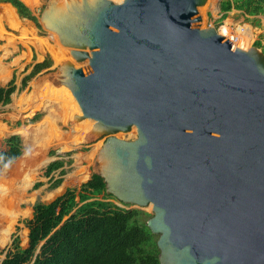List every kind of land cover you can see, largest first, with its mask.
<instances>
[{
  "label": "water",
  "instance_id": "1",
  "mask_svg": "<svg viewBox=\"0 0 264 264\" xmlns=\"http://www.w3.org/2000/svg\"><path fill=\"white\" fill-rule=\"evenodd\" d=\"M206 2L49 0L39 23L71 58L34 84L81 142L107 136L94 173L151 209L159 264H264V52L203 27Z\"/></svg>",
  "mask_w": 264,
  "mask_h": 264
},
{
  "label": "rangeland",
  "instance_id": "2",
  "mask_svg": "<svg viewBox=\"0 0 264 264\" xmlns=\"http://www.w3.org/2000/svg\"><path fill=\"white\" fill-rule=\"evenodd\" d=\"M23 1L39 22L40 14L49 0ZM220 1L207 0L198 8L203 18L202 26L222 24L230 27L237 37L242 36L244 31V36L250 37L244 38L248 47L257 39H261L264 46V15L248 16L232 9L224 19H220ZM0 7V85H5L15 76L17 86L11 101L0 105V150L6 148L5 139L12 134H18L22 144L21 155L0 172V195H3L0 196L1 264L12 235L19 236L22 247L27 246L28 229L23 220L31 217L32 205L38 201L50 202L63 194L66 188L78 187L87 181L95 172L92 162L107 136L100 134L89 142H81L86 134L71 125L68 101L60 96L50 97V87L45 83L36 89V77L55 72L66 59L71 58L59 40L52 36L55 33L41 23L38 28L31 20L18 17L12 8L4 9L6 4ZM46 56L52 59L51 67L33 76L25 88H19L21 78L31 70L33 64L41 62ZM36 114L38 117L31 120ZM37 128L40 134L35 132ZM116 136L133 139L136 132L131 129ZM54 160H63V167L44 176L45 167ZM62 169L64 172L61 175ZM58 177L62 178L61 183L52 187V181ZM37 183L41 185L36 186ZM107 200L120 207L139 208L130 204L122 206L114 196H108ZM140 209L151 213L149 207Z\"/></svg>",
  "mask_w": 264,
  "mask_h": 264
},
{
  "label": "trees",
  "instance_id": "3",
  "mask_svg": "<svg viewBox=\"0 0 264 264\" xmlns=\"http://www.w3.org/2000/svg\"><path fill=\"white\" fill-rule=\"evenodd\" d=\"M0 2L10 3L20 18L31 20L40 28L38 17L22 0ZM219 9L220 19L232 9L248 16L264 15V0H221ZM241 34L244 36V31ZM253 45L264 52L261 39L255 40ZM51 65L49 56L33 64L22 77L19 88H25L33 76ZM15 89V76L0 85V105L10 102ZM37 117L38 114L31 120ZM5 145L6 148L0 150V172L22 153L18 134L6 137ZM63 165V160L50 162L43 171L44 176ZM63 172L62 169L60 174ZM61 181L58 177L51 186L56 187ZM39 185L41 183L36 184ZM108 196L112 195L106 194L102 177L92 173L80 186L66 188L52 201L35 202L31 217L23 220L28 229L27 246L22 247L19 236L12 235L1 264H159L157 236L146 225L151 213L140 208L120 207L107 200Z\"/></svg>",
  "mask_w": 264,
  "mask_h": 264
},
{
  "label": "crops",
  "instance_id": "4",
  "mask_svg": "<svg viewBox=\"0 0 264 264\" xmlns=\"http://www.w3.org/2000/svg\"><path fill=\"white\" fill-rule=\"evenodd\" d=\"M22 1H23V0H22ZM23 2H24V1H23ZM24 3H25V2H24ZM3 4H6V6H7V7L4 8V9L9 10V9L12 8V9L15 10V8H14L10 3L0 2V5H3ZM25 4H26V3H25ZM26 5H27V4H26ZM27 6H28V5H27ZM28 7H29V6H28ZM29 8H30V7H29ZM0 9H1V7H0ZM15 13H16V10H15ZM16 14H17V13H16ZM17 16H18V15H17ZM5 17H6V16H5ZM18 17H19V16H18ZM6 18H7V17H6ZM26 74H27V73H26ZM11 78H12V77H11ZM21 79H22V78H21ZM6 84H7V83H6ZM20 85H21V82H20ZM16 89H17V86H16ZM16 89H15V90H16ZM14 92H15V91H14ZM14 92H13V93H14ZM13 93H12V94H13ZM12 94H11V96H12ZM10 101H11V100H10ZM5 105H6V104H5ZM31 213H32V212H31ZM27 234H28V233H27Z\"/></svg>",
  "mask_w": 264,
  "mask_h": 264
},
{
  "label": "bare ground",
  "instance_id": "5",
  "mask_svg": "<svg viewBox=\"0 0 264 264\" xmlns=\"http://www.w3.org/2000/svg\"><path fill=\"white\" fill-rule=\"evenodd\" d=\"M12 15H13V14H12ZM52 36L55 37L56 40H58V39H57V38H58L57 35L53 34ZM243 37H244V36H243ZM244 38H245V37H244ZM245 39H246V38H245ZM247 43H248V42H247ZM38 128H39V127H38ZM38 128L36 129L35 132H36L37 134H40V133L38 132ZM41 129H44V128H41ZM39 130H40V129H39ZM79 135H80V134H79ZM78 137H79V136H78ZM65 140H66V139H65ZM25 188H26V187H25ZM25 188H23V190H25ZM14 192H15V191H14ZM0 196H3V195H0Z\"/></svg>",
  "mask_w": 264,
  "mask_h": 264
},
{
  "label": "built area",
  "instance_id": "6",
  "mask_svg": "<svg viewBox=\"0 0 264 264\" xmlns=\"http://www.w3.org/2000/svg\"><path fill=\"white\" fill-rule=\"evenodd\" d=\"M122 206H125V205H122ZM126 208V207H125Z\"/></svg>",
  "mask_w": 264,
  "mask_h": 264
}]
</instances>
